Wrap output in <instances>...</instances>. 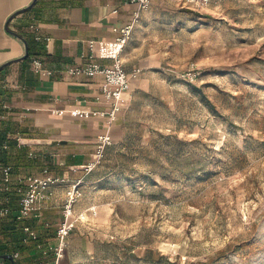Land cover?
Masks as SVG:
<instances>
[{
    "label": "rangeland",
    "instance_id": "374dc122",
    "mask_svg": "<svg viewBox=\"0 0 264 264\" xmlns=\"http://www.w3.org/2000/svg\"><path fill=\"white\" fill-rule=\"evenodd\" d=\"M121 58L142 73L95 168L81 165L97 142L85 131L20 127L4 140L19 184L0 203L27 248L15 260L56 264L62 246L58 264H264V0H159ZM33 189L36 209L23 216Z\"/></svg>",
    "mask_w": 264,
    "mask_h": 264
},
{
    "label": "crops",
    "instance_id": "0c3cea01",
    "mask_svg": "<svg viewBox=\"0 0 264 264\" xmlns=\"http://www.w3.org/2000/svg\"><path fill=\"white\" fill-rule=\"evenodd\" d=\"M157 1L154 0L150 7ZM33 2L0 0V136L14 138L16 135L12 133L21 127L23 135L31 137L37 132L44 134L49 126H53L65 135L85 131L84 134L96 139L104 130V119L75 117L74 111L107 109L108 105L98 100L103 77H79L66 70L71 66L85 65L93 59L111 64L112 60L99 58L98 45L93 52L91 43L112 41L116 37L115 29L131 21L136 5L131 0H37L28 8ZM25 41L39 53L37 57L47 68L55 70L52 77L38 75L33 70L32 59H23ZM124 67L127 71L141 68L129 69L125 61ZM139 79L132 81L124 96L123 108L112 127L113 133ZM92 157L93 153L86 164ZM3 167H0V180ZM13 182L11 190L17 189L19 184L15 181L14 167ZM1 191L4 193L2 182ZM14 218L18 223L19 219L12 214L11 208L8 216L0 219V233L4 232V225ZM4 238L2 235V241Z\"/></svg>",
    "mask_w": 264,
    "mask_h": 264
},
{
    "label": "built area",
    "instance_id": "2783aa9c",
    "mask_svg": "<svg viewBox=\"0 0 264 264\" xmlns=\"http://www.w3.org/2000/svg\"><path fill=\"white\" fill-rule=\"evenodd\" d=\"M154 0H131L136 5L131 21L119 28L115 29L116 37L112 41H92L91 49L95 52V47L98 45V55L102 60H112L111 64H105L95 59L89 63L81 66L68 67L66 72L79 77L94 78L97 76L103 77V83L100 90V98L105 102L108 107L105 110H77L74 111L75 115L80 118L87 119L90 117H101L106 120V126L104 130L97 136L96 148L92 159L85 165L88 170L95 168L102 159L105 157L108 147L113 143L112 127L114 122L117 120L119 113L121 112L124 105V96L130 90L132 81L138 79L142 73L141 68L127 71L124 67V61L122 60V53L132 37L135 25L140 20L141 12L148 9ZM187 3L191 4L195 8H205L209 6L211 0H186ZM32 67L34 72L42 77L50 78L55 74L54 69L47 68L43 60L39 57H35L32 60ZM186 75L195 79L198 78L200 72L193 65L189 67ZM7 148V145H4ZM44 182V181H41ZM13 166L5 165L2 172V184L4 192H9L13 185ZM46 182L43 184V188L46 187ZM78 188L77 185H73L68 191L67 204L65 210L66 221L59 227L57 232L58 240L63 243L64 240L69 236L72 231L74 224L69 218L74 216L73 206L77 200ZM52 195V192H50ZM38 193L35 189L30 190L21 199V210L23 216L29 215L33 210L36 209L38 202ZM11 208L7 205L0 203V219L8 216ZM29 230V227L26 228ZM33 233V232H32ZM59 257L57 263L62 255L63 247L61 246L58 250ZM19 253L14 254V258ZM1 262V261H0Z\"/></svg>",
    "mask_w": 264,
    "mask_h": 264
},
{
    "label": "trees",
    "instance_id": "16d2710c",
    "mask_svg": "<svg viewBox=\"0 0 264 264\" xmlns=\"http://www.w3.org/2000/svg\"><path fill=\"white\" fill-rule=\"evenodd\" d=\"M28 56H26L23 59H32L37 57L39 55L38 52L32 50L30 42H28ZM6 138L4 136H0V167H3L5 165H10V154L8 151L4 150V145L3 142ZM20 158V157H19ZM18 155L15 158V161L18 162ZM2 182V179L0 180V184ZM3 192L1 191L0 195ZM5 193V192H4ZM17 219L14 218L12 222H9L4 225V232L5 233V238L3 241L0 242V255L3 254H12L14 255V250L17 248L18 250H27V248L24 246V241L26 240L25 238L22 237L21 231H19L17 227ZM36 258H40L39 253H35L34 255ZM1 262L7 263V264H19L16 260L11 261L9 259L2 258L0 259Z\"/></svg>",
    "mask_w": 264,
    "mask_h": 264
},
{
    "label": "water",
    "instance_id": "95a60500",
    "mask_svg": "<svg viewBox=\"0 0 264 264\" xmlns=\"http://www.w3.org/2000/svg\"><path fill=\"white\" fill-rule=\"evenodd\" d=\"M36 1L37 0H34V2L28 8H31L35 4ZM25 46H26V54H25V57H26V56H28V48H29L28 43L26 41H25ZM62 142L65 143L67 141L63 140ZM2 258L9 259L11 261H15L14 255H12V254L0 255V259H2Z\"/></svg>",
    "mask_w": 264,
    "mask_h": 264
},
{
    "label": "bare ground",
    "instance_id": "6f19581e",
    "mask_svg": "<svg viewBox=\"0 0 264 264\" xmlns=\"http://www.w3.org/2000/svg\"><path fill=\"white\" fill-rule=\"evenodd\" d=\"M73 217H74V216H71V217L69 218V220H71Z\"/></svg>",
    "mask_w": 264,
    "mask_h": 264
}]
</instances>
